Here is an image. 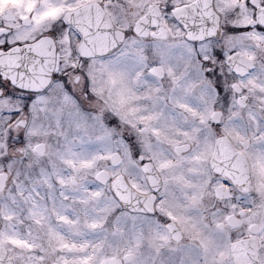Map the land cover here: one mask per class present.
Wrapping results in <instances>:
<instances>
[{"label": "snow or ice", "instance_id": "1", "mask_svg": "<svg viewBox=\"0 0 264 264\" xmlns=\"http://www.w3.org/2000/svg\"><path fill=\"white\" fill-rule=\"evenodd\" d=\"M0 264H264V0H0Z\"/></svg>", "mask_w": 264, "mask_h": 264}, {"label": "flooded vegetation", "instance_id": "2", "mask_svg": "<svg viewBox=\"0 0 264 264\" xmlns=\"http://www.w3.org/2000/svg\"><path fill=\"white\" fill-rule=\"evenodd\" d=\"M8 2V0H5V3H7Z\"/></svg>", "mask_w": 264, "mask_h": 264}]
</instances>
